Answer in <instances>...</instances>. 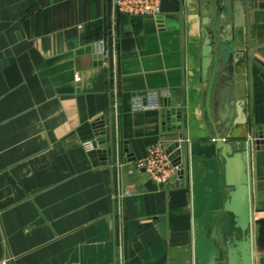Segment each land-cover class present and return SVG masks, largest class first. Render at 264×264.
Listing matches in <instances>:
<instances>
[{
    "label": "crops",
    "instance_id": "crops-1",
    "mask_svg": "<svg viewBox=\"0 0 264 264\" xmlns=\"http://www.w3.org/2000/svg\"><path fill=\"white\" fill-rule=\"evenodd\" d=\"M213 1L221 25L226 1ZM243 1L225 130L202 72L198 1L159 0L152 16L113 0H0V264H197L191 184L134 167L183 133L221 138L227 155L248 150L254 264H264V0ZM221 31L210 26L216 43ZM150 93L160 106L136 109ZM162 99L181 127L164 122Z\"/></svg>",
    "mask_w": 264,
    "mask_h": 264
},
{
    "label": "water",
    "instance_id": "water-1",
    "mask_svg": "<svg viewBox=\"0 0 264 264\" xmlns=\"http://www.w3.org/2000/svg\"><path fill=\"white\" fill-rule=\"evenodd\" d=\"M195 1L199 2L203 25L202 72L206 79L211 73V82L215 84L214 100L218 104L215 110L227 130L237 111L233 30L243 26L244 1L225 0L226 10L221 14L223 28L217 43L215 35L210 33V26H220L217 16L213 17L210 10L211 6L215 8L214 1L187 0L189 5ZM199 18L196 16V19ZM158 20L162 23L163 16H159ZM161 105L164 107V122L171 123L174 128L181 127V110L171 107L168 100L162 99ZM260 135L257 133L256 137L260 138ZM101 141H105L104 137ZM221 147V138L207 144L189 142L185 133L181 134L180 141L167 148L172 163L179 167V178L171 186L185 187L187 183L192 186L194 255L197 264H254L249 152L243 149L227 155L221 152ZM96 154V150L91 151V155ZM232 220L237 230L231 229ZM209 227H212L211 232ZM219 242L224 243L226 255L220 262L223 251L216 245Z\"/></svg>",
    "mask_w": 264,
    "mask_h": 264
},
{
    "label": "built area",
    "instance_id": "built-area-1",
    "mask_svg": "<svg viewBox=\"0 0 264 264\" xmlns=\"http://www.w3.org/2000/svg\"><path fill=\"white\" fill-rule=\"evenodd\" d=\"M114 6L121 12L130 15H152L161 14L159 0H113ZM136 109H154L160 106V97L158 93H150L147 97L137 96L134 99ZM87 151H92L94 141L84 142ZM145 169L148 175L158 183L172 185L177 181L179 167L174 166L167 148L164 144H158L152 147L148 155L135 162L134 167ZM130 172H133L131 169Z\"/></svg>",
    "mask_w": 264,
    "mask_h": 264
},
{
    "label": "rangeland",
    "instance_id": "rangeland-1",
    "mask_svg": "<svg viewBox=\"0 0 264 264\" xmlns=\"http://www.w3.org/2000/svg\"><path fill=\"white\" fill-rule=\"evenodd\" d=\"M232 222H233V220H232ZM232 230H237V229L233 228ZM209 231H210V227H209ZM216 245L219 246L222 249V251H223L222 256L219 258V262H220L221 260L225 259V257H226V255H225V246H224L223 242L216 243Z\"/></svg>",
    "mask_w": 264,
    "mask_h": 264
},
{
    "label": "flooded vegetation",
    "instance_id": "flooded-vegetation-1",
    "mask_svg": "<svg viewBox=\"0 0 264 264\" xmlns=\"http://www.w3.org/2000/svg\"><path fill=\"white\" fill-rule=\"evenodd\" d=\"M222 24H223V23H221V25H222ZM221 25H220V26H221ZM221 27L223 28V26H221ZM223 238H224V237H222V239H223Z\"/></svg>",
    "mask_w": 264,
    "mask_h": 264
}]
</instances>
